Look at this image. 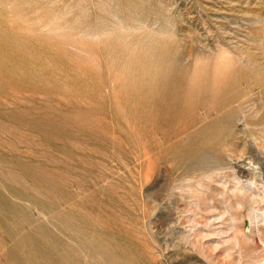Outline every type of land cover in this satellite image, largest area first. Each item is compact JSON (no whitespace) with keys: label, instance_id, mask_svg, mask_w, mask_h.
I'll return each mask as SVG.
<instances>
[{"label":"rangeland","instance_id":"rangeland-1","mask_svg":"<svg viewBox=\"0 0 264 264\" xmlns=\"http://www.w3.org/2000/svg\"><path fill=\"white\" fill-rule=\"evenodd\" d=\"M261 92L264 0H0V264H264Z\"/></svg>","mask_w":264,"mask_h":264},{"label":"bare ground","instance_id":"bare-ground-1","mask_svg":"<svg viewBox=\"0 0 264 264\" xmlns=\"http://www.w3.org/2000/svg\"><path fill=\"white\" fill-rule=\"evenodd\" d=\"M223 57V56H222ZM249 88V87H248ZM246 90H248V89H246ZM252 91V90H251ZM242 92V91H241ZM247 93V92H246ZM255 93V92H254ZM262 94V97L261 98H257V99H255V97H254V99H252L251 97H250V99L249 100H247V101H243V102H241L240 104H239V108L241 107H246L245 105H249V107H250V109L251 110H253V111H255V113H259L260 111H259V109H262V110H264V104L262 105L261 103H262V99H264V92H261ZM242 94H243V92H242ZM239 95H241V94H239ZM247 95V94H246ZM249 96V95H248ZM251 96V95H250ZM258 96V95H257ZM237 99H239V98H236L234 101H237ZM260 101V102H259ZM237 103V102H236ZM249 103V104H248ZM236 106V105H235ZM238 106H236V108H237ZM236 108H234L233 110H235ZM246 108H248V107H246ZM249 109V108H248ZM250 110V111H251ZM244 111V110H243ZM236 113H237V110L235 111ZM233 113V112H232ZM231 113V115H234V113L232 114ZM253 115V114H252ZM259 115V114H258ZM235 116L237 117V115L235 114ZM239 116V115H238ZM234 118V117H233ZM241 118V117H240ZM252 118V117H251ZM237 119V118H236ZM242 119V118H241ZM243 119H244V122H245V125L244 126H249V122H251V120L248 122V117H247V111L246 112H244V117H243ZM253 120V119H252ZM231 122H233L232 121V119H231ZM235 122V121H234ZM233 122V123H234ZM237 122V121H236ZM253 122V121H252ZM257 123H258V121H257ZM233 125V124H232ZM257 125V124H256ZM253 126V125H252ZM260 126V125H259ZM262 126V125H261ZM264 126V125H263ZM235 127V126H234ZM237 127V126H236ZM255 127V126H254ZM232 129H233V127H231ZM242 129V128H241ZM252 130V129H251ZM239 133V132H238ZM239 135V134H238ZM198 155V154H197ZM197 155H196V157H197ZM195 157V156H194ZM197 161V160H196ZM202 162V161H201ZM188 166H191V165H188ZM195 166V165H194ZM243 166V165H242ZM245 167V166H244ZM239 168V167H238ZM188 169V168H187ZM243 168H241V169H238V170H242ZM244 169H246V168H244ZM248 169H246V171H247ZM237 172H240V171H237ZM242 173H244V172H242ZM239 174V173H238ZM241 174V173H240ZM245 174H247V173H245ZM245 174L243 175H241V176H245ZM249 174V173H248ZM240 177V176H239ZM241 178V177H240ZM236 180H237V177H236ZM250 180V179H249ZM248 181V180H247ZM189 182V181H188ZM238 182V181H237ZM252 185H254V184H247L246 185V187H247V189L248 190H251L252 189ZM243 187H244V185H242ZM242 189H244V188H242ZM252 191H253V189H252ZM254 192V191H253ZM252 193V192H251ZM254 194V193H253ZM263 195V194H262ZM262 197V196H261ZM254 201H255V199H253ZM211 202V201H210ZM208 203V202H207ZM238 204H240V203H238ZM246 204V203H245ZM214 205V204H213ZM256 205V204H255ZM198 207H199V209L201 210V211H203V207H202V205L200 204V203H198ZM244 207V206H243ZM255 207V206H254ZM210 211L211 210H215V212L213 213V214H211L210 216H209V221H208V224H210V225H218V224H225L226 222H228L229 221V225H230V227H232L233 226V219L232 218H229V219H225V215L227 214V210H225L224 212H220L219 210H218V208L217 207H215V206H209V207H207ZM207 209V210H208ZM205 211V210H204ZM249 211H251L250 209H249ZM203 213H201V215H202ZM228 215H229V213H228ZM227 216V215H226ZM206 217H208L207 215H206ZM230 217V216H229ZM233 218H234V215H233ZM207 219V220H208ZM234 220H235V218H234ZM206 224V223H205ZM207 225V224H206ZM206 225H205V227H206ZM209 225V226H210ZM204 226V225H203ZM220 226V225H219ZM225 227H227V226H225ZM234 227V226H233ZM232 227V228H233ZM224 227H221L220 229H216L215 231H214V233H216V235L218 236V234L217 233H219V232H222L224 229H223ZM229 228V227H228ZM230 229V228H229ZM211 231V230H210ZM232 232V231H231ZM262 232V231H261ZM223 233V232H222ZM213 234V233H212ZM221 234V233H220ZM224 234V233H223ZM226 234H228V233H226ZM215 235V234H214ZM234 235V234H233ZM213 239H214V237L213 236H211ZM210 237V238H211ZM216 237V236H215ZM237 237V236H236ZM220 238H221V236H220ZM225 238H227V237H225ZM225 238H221V240L222 239H225ZM218 241V240H217ZM224 241V240H223ZM222 241V242H223ZM231 241V240H230ZM232 242V241H231ZM220 243H221V241H220ZM218 244L217 242H216V244H218V245H221V244ZM227 243H229V241L227 242ZM236 243L237 244H239V239L238 238H236ZM207 244V243H206ZM205 244V245H206ZM217 245V246H218ZM228 245V244H227ZM205 247V246H204ZM234 247V246H233ZM218 248V247H217ZM217 248H215V249H217ZM235 249V248H234ZM227 251V250H226ZM231 251V250H230ZM229 252V251H228ZM195 260V259H194ZM177 262V261H176Z\"/></svg>","mask_w":264,"mask_h":264}]
</instances>
